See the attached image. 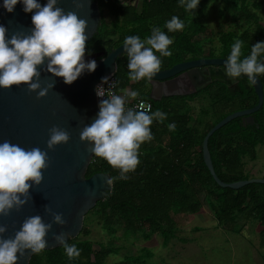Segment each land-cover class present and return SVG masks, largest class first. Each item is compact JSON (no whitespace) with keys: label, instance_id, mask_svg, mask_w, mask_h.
Segmentation results:
<instances>
[{"label":"trees","instance_id":"trees-1","mask_svg":"<svg viewBox=\"0 0 264 264\" xmlns=\"http://www.w3.org/2000/svg\"><path fill=\"white\" fill-rule=\"evenodd\" d=\"M95 1L101 21L96 33L86 42L85 54L104 52L106 55L122 45L128 36H139L145 40L154 27H159L173 40L169 46L173 55L161 57V68H171L178 63L197 59H227L236 40L243 42V59L250 55L252 46L264 42V23L257 13L261 9L259 1L249 4L247 0H237L236 19L248 24L250 31L246 29L239 35L227 31L218 36L194 20L191 12L180 7V0H138L137 7L120 4L121 0ZM213 1L201 0L199 6ZM105 13L113 17L109 25L105 23ZM172 16L179 17L184 23L182 31L168 32L165 23ZM258 59L264 62V54ZM128 62L125 55L116 61L115 78L119 90L139 91L137 98L149 102L151 112L160 110L167 118L163 123L153 120L150 127L154 139L141 145L138 157L140 163L135 172L128 173L127 180L119 179V170L111 167L106 160L93 156L85 177L105 173L116 179L109 196L98 201L85 215L79 235L68 241L76 245L80 256L69 259L64 248L59 246L33 254L29 264H105L106 259L117 249L102 246L87 238L90 235L87 222L92 216L110 236H115L120 230L125 235L139 236L144 241L152 235H158L163 245H166L175 238L177 215L200 212L201 192L218 227L241 234L240 220L258 222L261 225L259 244L264 249V185L247 184L236 190L219 187L204 164L201 148L203 138L216 123L231 113L250 109L257 104V96L248 79L244 76L235 79L236 89L214 82L192 95L153 101L144 80L136 82L129 79ZM258 78L264 89V75ZM201 96H206L210 104L201 109L200 114L212 118L199 129L190 124L192 117L189 103ZM251 117L254 120L252 125H243L241 118H237L214 132L208 140L215 174L223 183L248 180L243 158L247 156L249 160L255 161V149L264 143L263 106ZM170 123L176 125L175 131H169ZM144 257L140 255L134 261L129 259L119 264H136L137 260L143 261Z\"/></svg>","mask_w":264,"mask_h":264},{"label":"clouds","instance_id":"clouds-1","mask_svg":"<svg viewBox=\"0 0 264 264\" xmlns=\"http://www.w3.org/2000/svg\"><path fill=\"white\" fill-rule=\"evenodd\" d=\"M21 2L26 13L34 12V29L30 33H13L9 39L8 29L0 25V88L10 90L13 86L27 85L29 92L38 93V99L47 97L54 83L42 88L41 72L38 70L45 65L46 60L45 71L63 78L68 85L77 81L85 71H96V61L85 62L84 59L88 40L85 34L88 28L86 20L74 11L65 13L57 6L58 0H47L44 6L37 3V0H4L3 6L11 13ZM73 2L77 8H83L78 0ZM200 2L180 0L179 6L194 13ZM165 27L168 32H177L182 31L185 25L179 17L172 16ZM172 43L173 40L159 27H154L145 40L139 36L126 37L123 48L129 61V79L151 83L161 70L162 61L156 53L160 57H171L173 53L169 51V46ZM242 43L236 40L231 46L224 72L232 79L245 75L249 84L256 86L257 77L264 75V62L258 59L264 54V42L252 46L250 55L243 59ZM103 82L107 83L108 78L105 77ZM121 91L123 95L107 92L108 98L102 99L99 104L97 119L83 128L80 138L82 142L94 145L90 151L95 156L119 170V179L127 180L128 173L135 172L140 163L138 157L141 145L154 139L150 127L153 120L163 123L167 117L160 110H145L143 103L135 108H126V102L136 100L140 93L132 89ZM97 95L105 97L102 86H98ZM175 128L174 123L168 124L169 131H175ZM49 135V150L70 141L69 133L59 127L50 129ZM49 166L48 153L39 147L26 150L9 141L0 143V217L9 216L13 210L19 212L32 201L30 189L33 185L39 188L44 179L42 173ZM115 179H107L106 184L112 185ZM45 212L52 216L55 224H66L63 215L53 212L51 207L46 206ZM7 230L6 226L0 224V264H18L19 257H24L27 251L39 254L47 248L46 237L52 230V224H46L40 215H35L24 220L14 238H3ZM53 238L64 248L69 259L80 256V250L75 244L67 242L64 233L54 235Z\"/></svg>","mask_w":264,"mask_h":264},{"label":"water","instance_id":"water-1","mask_svg":"<svg viewBox=\"0 0 264 264\" xmlns=\"http://www.w3.org/2000/svg\"><path fill=\"white\" fill-rule=\"evenodd\" d=\"M83 8H77L73 0H58V7L65 13L74 11L87 21L88 28L85 34L87 42L96 33L100 25L101 15L95 0H78ZM44 6L47 0H37ZM137 6V0H121L120 4ZM90 4V6H89ZM4 0H0V25L8 29V38L13 33H30L34 29L32 23L33 13L24 11V4L18 3L13 12L9 13L4 8ZM124 45L112 49L106 55L97 52L85 56V62L95 60L97 69L94 73L85 71L73 84L68 85L63 78L53 76L45 71V65L38 70L41 72L40 83L42 88L54 83L48 96L38 99V93L29 92L27 85L13 86L10 90L0 88V143L9 141L28 150L39 147L49 156L50 166L43 174V182L36 188L30 189L32 201H29L19 212L13 210L7 217H0V224L7 227L3 238H14L15 233L21 229L24 220L28 217L40 215L46 224H52L48 233L47 248L52 250L59 246L54 235L65 234L67 242L76 238L82 227L85 215L98 201L109 196L112 185L106 184L109 175L96 173L86 178L87 168L94 156L90 151L94 145L81 141L83 128L90 125L98 117L95 87L100 81L116 73V61L127 54ZM227 59H197L178 63L169 69L161 70L149 83L150 98L159 101L161 97L188 96L199 92L208 84L221 82L228 88L235 83L224 72ZM247 78V76L242 75ZM248 79V78H247ZM256 86L251 85L256 96L257 104L246 110L229 114L216 123L205 135L202 141V158L210 175L221 188L239 189L247 184H262L264 179H248L234 183H223L215 174L210 154L208 140L220 128L241 118L242 124H253L251 115L261 109L264 104V89L257 77ZM53 127H59L69 133L70 141L66 145H58L54 150L47 148L50 138L49 132ZM62 214L66 224L64 226L54 223L51 215L45 212V207ZM33 253L29 250L24 257H19L18 264H29Z\"/></svg>","mask_w":264,"mask_h":264},{"label":"rangeland","instance_id":"rangeland-1","mask_svg":"<svg viewBox=\"0 0 264 264\" xmlns=\"http://www.w3.org/2000/svg\"><path fill=\"white\" fill-rule=\"evenodd\" d=\"M254 1L261 3V9L257 13L264 23V0H247L249 4ZM238 5L237 0H215L198 6L192 13V18L210 28L216 36L227 31H234L239 35L244 30L251 29L248 24L236 19ZM104 20L109 25L113 17L105 13ZM209 104L206 96L189 103L191 125L200 129L205 121L212 118L210 115L200 114V110L207 108ZM255 151V161L249 160L247 156L243 158L245 175L248 179H263L264 143L259 144ZM199 200L202 203L200 212L176 216L175 238L166 245H163L162 238L158 235H152L149 240L144 241L139 236L125 235L120 230L115 236H110L94 216L87 222L90 229L87 238L102 246L117 249L106 259L105 264H119L129 259L134 261L140 255L145 257L143 261L137 260L136 264H264V249L259 244L261 225L258 222L247 223L240 220L241 234L231 233L217 226L203 192L199 194Z\"/></svg>","mask_w":264,"mask_h":264},{"label":"built area","instance_id":"built-area-1","mask_svg":"<svg viewBox=\"0 0 264 264\" xmlns=\"http://www.w3.org/2000/svg\"><path fill=\"white\" fill-rule=\"evenodd\" d=\"M107 78H108V82L107 83H104L103 80H102L98 84H96V87H95L97 106H98L99 111H100L99 104H100L102 99L108 98L107 97V92L108 91H112V92H114L115 94H118V95H123V93L117 87V81H116V78H115V74H111ZM98 86H102L104 88L105 97H100V96L97 95ZM140 103L144 104L145 110H147L148 108L151 109V104L149 102L141 100V99H138V98H136V100L127 101L126 102V108H135Z\"/></svg>","mask_w":264,"mask_h":264},{"label":"flooded vegetation","instance_id":"flooded-vegetation-1","mask_svg":"<svg viewBox=\"0 0 264 264\" xmlns=\"http://www.w3.org/2000/svg\"><path fill=\"white\" fill-rule=\"evenodd\" d=\"M133 0H130V2H132ZM131 5V4H130ZM137 6H138V0H137ZM136 6V7H137ZM147 46V45H146ZM94 54V53H93ZM89 55H91V54H85V56H89ZM157 55V54H156ZM160 59H161V57L159 56V55H157ZM186 62V61H185ZM165 69H169V68H161V70H165ZM160 70V71H161ZM140 81H142V80H140ZM145 82H146V84H147V86H146V88H148V90H149V92L151 91V87H150V85H149V83L146 81V80H144ZM136 82H139V81H136ZM233 88H236V80H235V83H234V85H232V87L230 88V89H233ZM162 98H164V97H161V99ZM167 98V97H166ZM160 99V100H161Z\"/></svg>","mask_w":264,"mask_h":264}]
</instances>
